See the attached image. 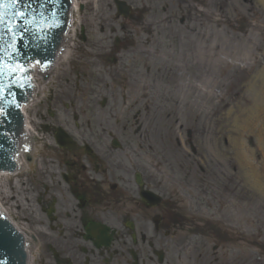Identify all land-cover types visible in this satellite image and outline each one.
<instances>
[{
	"label": "flooded vegetation",
	"instance_id": "flooded-vegetation-1",
	"mask_svg": "<svg viewBox=\"0 0 264 264\" xmlns=\"http://www.w3.org/2000/svg\"><path fill=\"white\" fill-rule=\"evenodd\" d=\"M125 1L126 19L115 7L114 19L127 25L90 54L91 67L116 65L113 88H37L31 103L16 173L23 199H14L28 264H264L260 217L244 212L243 191L229 173L235 160L213 158L195 118L178 116V128L165 118L179 62L195 51L193 42H178L192 31L193 0L188 11ZM137 45L140 57L123 62L121 54ZM84 58L72 67H83ZM139 58L148 72V60H158L154 75L167 87L141 88V103L133 88L116 87Z\"/></svg>",
	"mask_w": 264,
	"mask_h": 264
},
{
	"label": "rangeland",
	"instance_id": "rangeland-1",
	"mask_svg": "<svg viewBox=\"0 0 264 264\" xmlns=\"http://www.w3.org/2000/svg\"><path fill=\"white\" fill-rule=\"evenodd\" d=\"M190 2V0H159L160 6L172 4L179 11L182 9L188 11ZM191 3L196 10L194 11V20L189 22V25L192 31L194 28L196 31L182 33L178 42H180V47L184 45L185 41L193 42L195 51H192L188 59L185 61L182 59L179 62L175 85L169 87L174 88L172 94L175 105L171 109L165 108V118L168 115L171 118L174 117L176 128L179 125L177 123L178 116L195 118L198 129L204 128L208 132L206 145L211 150L213 158L235 160L233 163L230 162L229 173L232 178L238 181L243 191L244 212L250 218L258 214L261 234H264V195L259 194L255 187H250L245 182L239 159L236 157V147L233 143L230 144L227 138L228 127L224 112L226 106L233 103L227 99L226 95V77L224 75L226 44L223 41L225 27L241 37L239 56L250 55L246 60L239 57H237L239 59H232L233 83L230 88L234 103L238 102L240 106H249L250 101L246 98L244 91L248 77L253 71L251 68L257 63L260 65L263 63L260 53H262V44L264 43V10L255 0H193ZM74 5L76 24L72 29L73 41L70 42L66 52L67 56L57 63L56 74L46 88L89 89L98 88L94 85L100 84L105 85L106 89L113 88L109 71H114L116 65L109 62V66L102 69H98L97 66L91 67L90 64L96 61L91 55H96L101 46L111 44L113 37L120 34V24L123 27L127 23L122 18L114 19L115 10L112 0H76ZM227 12L229 19L224 17ZM81 33L85 38L84 42H81ZM108 36H111L110 41L105 39ZM102 41H107V44ZM139 47L141 46H134L131 51L127 50L122 53L123 62L127 64L132 57H140ZM232 47L234 52L238 53V50H235L237 44L233 43ZM84 54H91L90 59L84 58ZM79 58L87 60L86 63L83 67L73 68L74 60ZM161 60L159 59L157 68L161 66V62H163ZM141 61L140 58L135 60V63L138 62V66L134 69L131 77L126 75L128 71H125V75H121L119 80H116L117 88H133L132 99L139 100L140 103L144 94L140 90L141 88H167L161 85L157 76L154 75L155 64L158 60H148L147 65L150 72L147 71L146 65L140 64ZM227 61L230 60L227 59ZM151 64L154 67H150ZM77 73L80 74V77H77ZM125 78L128 79L125 80ZM130 79L133 80V83ZM127 81L131 82L130 87L127 86ZM235 81L241 82L239 88ZM117 101V109L120 110L121 97ZM30 108L28 106L25 110L27 119ZM137 108L141 110L140 104L134 110ZM174 110L173 116L172 111ZM236 113L239 114V111ZM169 121L170 119H166V122ZM28 126H30L29 123ZM187 127V124L183 125V128ZM246 143L254 144L255 140L249 139ZM256 153V158L261 159L262 155L259 152ZM20 190L24 189L19 185L17 176L10 179L4 174L0 175V205L15 224L18 222L15 219L17 212L14 199L18 201L23 199Z\"/></svg>",
	"mask_w": 264,
	"mask_h": 264
},
{
	"label": "water",
	"instance_id": "water-1",
	"mask_svg": "<svg viewBox=\"0 0 264 264\" xmlns=\"http://www.w3.org/2000/svg\"><path fill=\"white\" fill-rule=\"evenodd\" d=\"M112 1L117 13L126 16V3ZM0 15V172H12L24 135L21 107L35 88L31 74L38 68L50 69L57 60L71 16V0H0ZM75 24L73 14L71 29ZM70 42L57 63L67 56ZM56 71L57 64L46 79L38 73V88H46ZM0 209L6 213L1 205ZM15 228L0 212V264H27L24 236Z\"/></svg>",
	"mask_w": 264,
	"mask_h": 264
},
{
	"label": "bare ground",
	"instance_id": "bare-ground-1",
	"mask_svg": "<svg viewBox=\"0 0 264 264\" xmlns=\"http://www.w3.org/2000/svg\"><path fill=\"white\" fill-rule=\"evenodd\" d=\"M74 2L76 0H73ZM264 10V0H255ZM75 11V5L73 8ZM225 18L229 19V13H225ZM223 41L226 44V64L225 77L227 88V99L233 104L226 106L225 116L227 124V138L228 141L233 143L236 147V157L239 159L240 168L243 173L245 182L250 187H255L259 194L264 195V43L262 44L261 58L263 63L256 64L248 77L246 82V98L249 99L250 105L243 106L239 103H234L230 88L232 85V59L242 58L248 59L250 55H241L240 47L241 37L227 28L223 29ZM233 43L237 44L235 53L233 50ZM239 57V58H237ZM229 59L230 61H227ZM241 76V75H239ZM238 78V77H237ZM236 82V81H235ZM238 88L241 82H236ZM244 96V95H243ZM239 111V114L236 113ZM254 139V144H247L246 141ZM256 152H259L262 156L261 159L256 158Z\"/></svg>",
	"mask_w": 264,
	"mask_h": 264
},
{
	"label": "snow or ice",
	"instance_id": "snow-or-ice-1",
	"mask_svg": "<svg viewBox=\"0 0 264 264\" xmlns=\"http://www.w3.org/2000/svg\"><path fill=\"white\" fill-rule=\"evenodd\" d=\"M13 3H19V0H12ZM16 15H20V13H16ZM3 22V17L0 15V23Z\"/></svg>",
	"mask_w": 264,
	"mask_h": 264
}]
</instances>
